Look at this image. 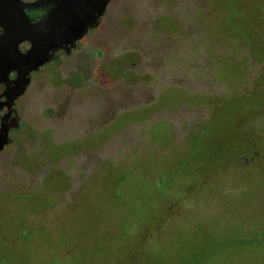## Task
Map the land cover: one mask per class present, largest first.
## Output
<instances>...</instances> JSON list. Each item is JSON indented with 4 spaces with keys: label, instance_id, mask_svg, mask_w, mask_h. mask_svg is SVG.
I'll return each mask as SVG.
<instances>
[{
    "label": "rangeland",
    "instance_id": "374dc122",
    "mask_svg": "<svg viewBox=\"0 0 264 264\" xmlns=\"http://www.w3.org/2000/svg\"><path fill=\"white\" fill-rule=\"evenodd\" d=\"M84 43L0 264H264V0H115Z\"/></svg>",
    "mask_w": 264,
    "mask_h": 264
},
{
    "label": "flooded vegetation",
    "instance_id": "af4514ba",
    "mask_svg": "<svg viewBox=\"0 0 264 264\" xmlns=\"http://www.w3.org/2000/svg\"><path fill=\"white\" fill-rule=\"evenodd\" d=\"M37 1L20 0L22 7H26L22 11V23H17L19 30L12 34L7 33L6 24L0 22V182L1 176L12 173L18 165L23 167L33 157L38 138L50 135L53 138V131L45 126V118L50 116L52 107L62 110V102L51 104V85L62 97V63L83 47L96 59L93 55L95 48L86 46L84 40L92 31L100 28L104 16L115 2L109 1L98 26L91 28L73 46H63L52 51L50 59L34 67L25 60L34 41L33 34L25 29L33 27L35 19L40 18L41 11L30 6ZM42 8L45 10L47 4L44 3ZM97 49L106 55L102 48ZM74 76L82 78L77 73ZM32 148L35 150L30 151ZM39 167L37 165L34 171Z\"/></svg>",
    "mask_w": 264,
    "mask_h": 264
},
{
    "label": "water",
    "instance_id": "95a60500",
    "mask_svg": "<svg viewBox=\"0 0 264 264\" xmlns=\"http://www.w3.org/2000/svg\"><path fill=\"white\" fill-rule=\"evenodd\" d=\"M109 1L38 0L31 4L32 8L41 11V15L35 19L33 27L25 29L34 36L32 49L25 57L27 63L38 67L52 57V51L73 46L91 28L99 25ZM44 3L47 4L45 10L42 8ZM24 7L20 0H0V22L6 24L7 33L19 30Z\"/></svg>",
    "mask_w": 264,
    "mask_h": 264
},
{
    "label": "trees",
    "instance_id": "16d2710c",
    "mask_svg": "<svg viewBox=\"0 0 264 264\" xmlns=\"http://www.w3.org/2000/svg\"><path fill=\"white\" fill-rule=\"evenodd\" d=\"M262 47H263V51H264V45Z\"/></svg>",
    "mask_w": 264,
    "mask_h": 264
}]
</instances>
